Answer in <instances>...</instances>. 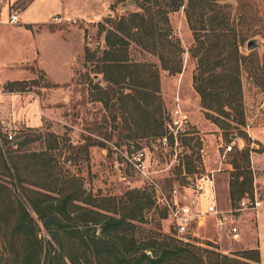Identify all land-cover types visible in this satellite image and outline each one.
<instances>
[{
    "label": "trees",
    "instance_id": "trees-1",
    "mask_svg": "<svg viewBox=\"0 0 264 264\" xmlns=\"http://www.w3.org/2000/svg\"><path fill=\"white\" fill-rule=\"evenodd\" d=\"M234 1L232 6L217 0H132L136 11L98 24L103 48L91 49L86 44L84 61L93 76L101 74L105 84L89 78L88 94L91 101L102 104L120 137L158 138L167 132L159 69L154 63L132 60L129 49L134 42L156 53L161 68L170 74L180 73L184 50L172 33L168 15L182 8L193 38L189 53L196 61L192 87L199 95L204 117L229 141L233 134L250 139L244 130L241 69L253 53L244 54L241 47L248 39L243 25L250 24L246 7L251 6V0ZM31 81L35 79L10 81L8 87L26 91ZM45 134V148L25 151L22 148L31 135L17 138L13 149L8 133L0 132V175L12 178L20 188L19 194L12 193L0 181V189L17 200L11 206L0 197L1 236L16 251L0 264H41L44 252L43 264H259L256 247L232 257L188 236L175 239L150 231L139 236L143 211L155 201L146 189L132 188L120 196L92 193L84 186L83 177L66 163L79 151L88 158L89 147L97 143L77 146L67 137L51 131ZM250 152L245 143L232 153V202L253 193ZM166 217L162 209L161 218ZM39 224L49 235L46 241L37 234Z\"/></svg>",
    "mask_w": 264,
    "mask_h": 264
},
{
    "label": "rangeland",
    "instance_id": "rangeland-1",
    "mask_svg": "<svg viewBox=\"0 0 264 264\" xmlns=\"http://www.w3.org/2000/svg\"><path fill=\"white\" fill-rule=\"evenodd\" d=\"M95 1L97 5H93L92 0H0V124L8 135H14L13 149L16 148L17 138L29 135H31V140L23 146V150L37 151L45 148L47 131L69 138L72 145L78 146L89 141L97 143L89 147L88 158H84L78 149L74 150L79 152L71 155L72 159L66 163V166L73 173L83 177L87 190L97 195L120 196L132 188H145L149 197L151 195L155 201L149 209L143 211V222L139 224L137 232L139 236L146 235L150 231V233L160 232L177 238V233L171 227L168 217L161 218L162 209H164L160 205L161 196H158L154 190L152 191L153 188L149 181L125 159L124 153L129 141H133L137 148L146 149L148 172L154 181L162 186L168 197L173 188H178L181 193L188 195L184 192L182 185L189 184L190 179L198 176L202 171L214 169L218 206L222 209L231 208L233 210L232 214L235 215L241 232L244 234L243 240L233 243L226 234L219 246L215 243L218 235L214 233L218 231V227L214 226L215 220L211 216L205 218L202 226H195L193 234L188 236L197 244L217 249L216 251L232 257L248 249L245 248L248 247L245 240L253 241L262 253L264 261V239H262L264 206L257 210L236 211L238 200L232 202L226 189L232 170L230 164L232 153L236 147L242 148L246 143L251 148L250 159L253 155L251 167L256 169L259 182H261L257 183V187L253 183V192L264 205V186H262L264 151L259 152L261 149L264 150V0H251V6L249 4L246 7V12L250 16L248 20L250 24L243 25L248 39L241 47L242 52L244 54L253 53L241 69L246 118L244 130L250 139L243 140L239 137V140L230 138L231 141H229V138H225L222 134L221 129L216 126L217 130H214L211 127L212 123L204 117L200 99V108L197 110L195 90L191 88L192 82L190 86V82L187 81L188 69L192 67L191 74H193L196 64L195 59L189 53L193 38L182 8L168 15L172 33L179 38L184 50L181 55L182 70L180 73L170 74L161 68L156 53L131 42L129 52L132 60L151 62L159 69L160 94L163 102L162 116L165 125H168L170 113L177 104L175 98L178 94L181 109L187 113L189 119L191 115L193 119H197L201 127L199 130L190 125L187 131L191 134L181 135L178 144L172 142L165 148L159 144L154 135L140 138L120 137L118 129L113 128V122L102 104L89 99V78H93V74L89 67L85 66L84 46L87 44L91 49H102L104 38L102 33H98V24L105 22L106 18L127 15L137 10V7L129 0L123 2L120 0ZM217 1L235 5L234 0ZM68 7L74 9V12L79 10L77 13L82 14L93 11L91 13L93 18L98 16L96 11L99 13L101 7H104L99 20L72 22L82 29L86 28L85 40H82L77 32L80 29L75 27L66 32L67 39H64L57 31L41 29L43 26L50 29L65 28L69 22L64 21L59 12ZM11 14H17L19 21L11 22ZM53 17L61 20L53 21ZM252 38L255 39L256 46L247 50L246 43ZM70 66L74 70L71 91L63 93V89H60L57 93V91L48 90V87L53 86H49L48 73L53 79L62 80ZM183 69L186 70V74L182 75ZM34 74L35 81L27 83L28 88L25 92L28 96L23 101V104H28L27 100H31L29 111L23 113L24 116L30 114L34 118L31 119L34 123L28 125L21 119L13 118L15 108H18V114L22 113L23 106L20 98L24 91H11L8 83L15 80H27ZM99 78L100 83L104 85L101 74ZM34 94L39 96L44 94L47 97L45 102L49 105L53 104L49 115L42 117L40 126H35L40 120L38 119L40 114ZM253 136L258 139L252 138ZM227 145H232V149L225 153ZM113 146H117L119 150L114 149ZM186 155H192V157L187 158ZM0 181L10 188L12 193L19 194L20 188L14 185L12 178L0 175ZM0 197L5 204L6 202H9L7 204L11 206L17 204L15 195L11 196L3 189H0ZM190 198L187 196L186 200L190 202ZM206 205L207 201L202 199L201 207L206 209ZM30 211L34 215V212ZM255 222L257 228L254 235ZM39 225L40 229L37 234L43 241H46L49 235L45 228ZM208 241L216 247L208 245ZM15 252L4 241L0 231V261L12 256ZM45 256L46 252L42 255L41 264Z\"/></svg>",
    "mask_w": 264,
    "mask_h": 264
},
{
    "label": "built area",
    "instance_id": "built-area-1",
    "mask_svg": "<svg viewBox=\"0 0 264 264\" xmlns=\"http://www.w3.org/2000/svg\"><path fill=\"white\" fill-rule=\"evenodd\" d=\"M10 20L11 22H18L19 17L17 14H11ZM59 20L61 19L53 17V21ZM175 101L177 104L170 113L167 132L157 138L159 144L164 148L172 142L178 144L179 137H181V135H186L191 125L187 113L181 109L178 103V94ZM2 130L5 129H3L0 124V132ZM9 139L13 140L14 135L10 134ZM113 148L119 150L117 146H113ZM231 149L232 145H227L224 152L226 153ZM124 157L136 171L141 173V175L149 181L158 196H161L160 205L166 210L170 225L177 233V236L181 237L193 234V228L203 225L205 218L211 216L214 218L216 225H227V233L231 242H237L241 238V230L234 220V214H232L233 210L231 208L222 209L218 206L214 169L204 170L198 176L190 179L191 182L189 184L182 185L184 192H187L188 195L181 193L178 188H173L168 197L164 193L162 186L154 181L148 172L149 164L147 162L146 149L137 148L134 142H129ZM186 195L191 197L190 202L186 200ZM202 198H205L207 201L206 209L201 207ZM263 206L262 201L258 199L255 192H253L252 195L245 194L244 197L239 199L235 210H257Z\"/></svg>",
    "mask_w": 264,
    "mask_h": 264
},
{
    "label": "crops",
    "instance_id": "crops-1",
    "mask_svg": "<svg viewBox=\"0 0 264 264\" xmlns=\"http://www.w3.org/2000/svg\"><path fill=\"white\" fill-rule=\"evenodd\" d=\"M31 1H33V0H31ZM31 3V2H30ZM29 3V4H30ZM92 4L93 5H97V2L95 1V0H92ZM97 7V6H96ZM25 8V7H24ZM77 10V9H76ZM79 10H77V11H75L74 12V9H71V8H64L63 10H61L60 12H59V15H61V17H62V19H64V21H67V22H69V24L64 28V27H62V28H56V29H50V28H48L47 26H43L41 29L43 30V29H48V30H50V31H57L58 32V34H60L64 39H67V37H66V32H69V31H71L74 27L75 28H78V30L79 31H77L78 32V34H79V36L80 37H82V40L84 39L85 40V37H86V34H87V31H86V28H80L79 26H77L76 24H72V22L73 21H75V23L77 22V21H82V20H85V21H87V20H99L100 19V17H101V15L103 14V11H104V7H101V11L98 13V11H96V14H98V16L96 17V18H93V16H92V12L93 11H90L89 13H84V14H82V13H77ZM41 29H39V30H41ZM39 30H36V32H39ZM192 67H190V69H188V82H190V86H191V82H192V74H191V71H192ZM190 70V71H189ZM34 73V72H33ZM182 75L183 74H186V70L185 69H183V71H182V73H181ZM73 76H74V70H73V68L70 66V68H69V70L67 71V73H66V75L64 76V78L62 79V80H59V79H53L52 77H51V75H50V73H48V80L51 82V84L53 85L52 87H48L47 89L48 90H50L51 92L53 91H57V93H59V90L60 89H63V93H65L64 91H71V88H72V86H73V84H72V78H73ZM35 78V74H34V76L33 77H31V78H27V80H32V79H34ZM63 86V87H62ZM66 87V89H64ZM191 88H192V90H193V87L191 86ZM49 91V92H50ZM194 93L196 94L195 96H196V100H197V103H196V108H197V110H199V108H200V106H199V97H198V95H197V93L194 91ZM34 95H36V98H34V99H36V101H37V106H38V111H39V118L38 119H40L39 121H38V123L37 124H35V126H40L41 124H42V117L43 116H45V115H49V111L51 110V108H53V104L52 105H49L48 103H46L45 101H46V99H47V97H45L44 96V94L42 95V96H39V95H37V94H34ZM27 93L24 91V93L22 94V96H21V100H22V106H23V110L21 111L22 113H19L18 114V108H15L14 109V112H15V115H14V119H21L23 122H27L28 123V125H31L32 123H34V122H32V120L31 119H34L33 117H31V115L30 114H27V115H23V113H25V112H28L29 111V104H30V101L31 100H27V102H28V104H23V101H24V99L25 98H27ZM11 97H13V95H11ZM45 97V98H44ZM34 99H32V100H34ZM13 100V99H12ZM42 103V104H41ZM3 106V105H2ZM24 111V112H23ZM190 123H191V125H193V126H195L197 129H199V130H201V127H200V125H199V123H198V121H197V119H193V116L191 115V117H190ZM211 127L215 130H217V127H216V125L215 124H211ZM250 137V136H249ZM252 138H257L258 139V137H255V136H253ZM264 151V150H263ZM252 158H253V155L251 156V161H252ZM252 168V167H251ZM257 171H256V169L254 168V169H252V173H253V183H254V185L257 187V183H261V182H259V178H258V176H257V173H256ZM215 179V178H214ZM263 183V185L262 186H264V182H262ZM216 185V184H215ZM226 189H227V191H228V193H229V182H227V185H226ZM203 200H205V198H202ZM206 201V200H205ZM234 220H235V222L237 223L238 222V220L236 219V217H235V215H234ZM214 222V221H213ZM204 224V223H203ZM238 225H239V223H237ZM202 226V225H201ZM214 226H217L218 227V231L217 232H214V233H216L218 236H217V241H215V243H217L219 246H221V239L223 238V237H225L226 236V234L228 235V233H227V225H216V224H214ZM239 227H240V225H239ZM256 222H255V224H254V235L256 234ZM205 229H207V228H205ZM210 229H208V231H209ZM240 230H241V228H240ZM206 232H207V230H206ZM210 232V231H209ZM243 237H244V234H242V232H241V238L238 240V241H242L243 240ZM229 238V237H228ZM254 238V237H253ZM262 239H264V234L262 235ZM237 241V242H238ZM234 243V242H233ZM245 243H246V245H248V247L246 246L245 248H248V249H251V248H254V247H256V248H258V246H256V245H254V242L253 241H247V240H245ZM244 244V243H243ZM259 249V248H258ZM259 255H260V261H259V264H264V261H263V257H262V253H260V250H259Z\"/></svg>",
    "mask_w": 264,
    "mask_h": 264
},
{
    "label": "water",
    "instance_id": "water-1",
    "mask_svg": "<svg viewBox=\"0 0 264 264\" xmlns=\"http://www.w3.org/2000/svg\"><path fill=\"white\" fill-rule=\"evenodd\" d=\"M213 1H216V0H213ZM129 2L132 3V0H129ZM124 5H126V4H124ZM255 46H256V43H255V39L254 38L249 39L247 41V43H246L247 50H251V49L255 48ZM93 78L95 79L96 82H100L99 75H94ZM231 138L239 140V137L236 134L231 135ZM17 143L18 142L16 141V144Z\"/></svg>",
    "mask_w": 264,
    "mask_h": 264
}]
</instances>
